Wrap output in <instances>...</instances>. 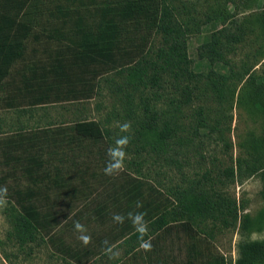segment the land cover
Here are the masks:
<instances>
[{"label":"rangeland","instance_id":"1","mask_svg":"<svg viewBox=\"0 0 264 264\" xmlns=\"http://www.w3.org/2000/svg\"><path fill=\"white\" fill-rule=\"evenodd\" d=\"M220 1L167 0L180 21L186 22L190 17L201 25V32L188 39L191 70L195 73L209 70L205 60L198 57V47L211 32L204 21ZM97 2L101 4L102 0ZM228 8L230 12L234 11L232 6L228 5ZM260 8L264 9V1L235 15V19L242 21ZM88 9L93 11V7ZM53 15L56 16L55 11ZM56 17L52 27L70 33L72 23L64 24L60 15ZM91 19L93 17L87 16V22L92 23ZM226 26L230 25L227 23ZM220 28L221 25L217 27ZM130 30L131 27L126 28L127 34ZM49 31L52 28L46 33ZM136 38L139 41L140 37ZM45 42L46 47L43 46ZM129 42L124 41V45L130 46ZM67 44L68 41L61 38L41 36L38 41L29 38L23 59L11 69L7 93L15 91L11 81L17 85L21 82L20 75L29 76L30 66L51 67V61ZM164 46L162 35L154 32L147 39L141 57L134 61L153 58L156 50ZM233 47L226 59L235 71L243 70L242 65H246L250 68L249 75L263 73L264 41L258 24H251L250 31ZM130 67L122 74L107 72L96 80L88 75V85L94 86L90 99H68L70 86L76 85L73 80L70 85L59 86L61 92L56 96L59 99L54 102L29 106L32 96L17 97L14 92L9 102L24 100V105L19 110L0 109V187H7L6 205L0 208V264H187L194 244L200 252L216 253L227 263H234L239 243L264 240V228L252 234L240 230L241 217L244 214L254 217L263 205L259 177L236 175L233 180L220 177L225 169L231 166L236 169V159L244 156L243 144L249 136H261L264 129V116L238 103V97L249 93L245 81L248 75L240 82L229 81L227 87L236 89L232 101H219L213 90L201 81L194 89L191 101L177 111L182 98L172 77H164L160 89L132 91L124 80ZM215 69L227 70L219 65ZM70 74V78H74L78 73L75 69ZM51 81L52 78L45 79L41 89L44 90L49 86L46 82ZM144 100L157 114L159 125L168 121L176 128L173 149L167 155L159 156L136 152L135 146L129 143L125 149L124 168L117 175H104L108 147L120 135H130L134 139V131L144 119ZM197 116L204 117L212 131L206 128L195 135ZM82 121L97 122L103 131L102 137L79 136L75 124ZM126 121L131 123V131L121 133L119 125ZM130 183L143 186L142 197L138 199L143 206L150 203L153 207L158 202L161 209L166 206L169 211L176 206L180 190L195 185L211 187L236 201L238 219L236 222L230 220L227 226L220 219H204L191 227L186 220L172 222L150 237L151 250L145 251L139 246L130 251L133 246L126 245L123 239H112L118 232L113 214L126 216L134 211H129L127 189ZM135 203L132 208L137 209ZM13 208L25 210L35 221L40 237L34 243L20 246L10 236ZM144 209L148 207L144 206ZM139 210L141 208L135 211ZM74 221L82 223L91 236L87 246L77 239L79 234L73 228ZM105 240L107 245L102 243ZM109 247L110 251L107 250ZM76 253L79 257L88 255L85 259L81 257L80 263Z\"/></svg>","mask_w":264,"mask_h":264},{"label":"trees","instance_id":"2","mask_svg":"<svg viewBox=\"0 0 264 264\" xmlns=\"http://www.w3.org/2000/svg\"><path fill=\"white\" fill-rule=\"evenodd\" d=\"M262 1L264 0H221L216 8L211 10L204 21L209 25L211 32L198 47V57L205 60L209 70L206 73H195L191 70L188 39L201 32V25L190 17L186 22L180 21L167 0H102L101 4H98L97 0H0V109L4 107L19 110V107L24 105V100L18 103L9 102L10 95L15 93L18 94L17 97L32 96L28 102L29 106L54 102L59 99L56 96L61 92L60 87L70 85L73 80L76 85L80 84L79 87L70 86L68 99H90L94 86L88 85V75L90 79L96 80L107 72L116 71L122 74L124 69L132 65L124 79L126 86L132 91L160 89L164 77L174 79L182 98L181 104H177V111L183 104L191 101L193 91L201 81L213 90L219 101H232L236 89L227 87L229 81L234 79L240 82L248 75V80L245 81L246 86H249V93L238 97V103L245 104L264 116V71L261 75H249L250 68L246 65H242L243 70L235 71L226 59L234 44L242 41L253 23L259 25L264 41L263 8L249 13L242 21L235 19V15L245 13V10L259 5ZM228 5L232 6L233 12H230ZM92 7L93 11H89L88 8ZM53 11L56 16L60 15L64 24L72 23L70 33H63L52 27L57 18ZM87 16L93 17L92 23L87 22ZM227 23L229 27L226 26ZM220 25L221 28L217 29ZM128 27H131L128 33L130 35L126 32ZM48 28H52V31L46 33ZM154 32L162 35L165 46L158 48L153 58L134 61L141 57L147 39ZM41 36L50 39L61 38L68 41V44L58 53V57L51 61V67L40 65L39 69L30 66L29 76L20 75V84L16 85L11 81L15 93H7L10 88L7 79L14 64L23 59L26 41L29 38L38 41ZM137 36L140 37L139 41ZM129 40L130 46L126 47L124 41ZM43 46L46 47L47 43ZM44 53L46 55V50ZM218 65L227 70L222 72L221 69H215ZM75 69L78 74L70 78V73ZM48 78H52L50 83L46 82L49 86L41 89L43 81ZM143 111L144 119L135 129L134 139L132 138L130 143L135 146L136 152L167 155L173 149L172 141L176 128L168 121L159 125L157 114L152 111L146 100L143 103ZM198 114L200 115V110ZM206 128L209 132L213 129L206 124L204 117L197 116L194 134L197 135ZM75 132L81 137L100 138L103 131L95 121H82L75 124ZM249 137L243 144L244 156L235 161L236 169L231 166L220 173L221 178L230 180L236 175H257L262 183L261 209L254 217L248 214L241 217L240 230L246 234L261 232L264 228V129L261 136ZM225 148L228 146L225 145ZM204 177L207 178L206 175ZM218 183L223 184V181ZM141 187L143 186L140 183H130L127 191L130 196L129 211L134 209L133 212L146 213L148 233L144 237L145 240H149L172 222L186 220L191 227L204 219H220L223 225L227 226L230 220L236 222L238 219L239 208L234 199L211 187L206 189V186L201 185L180 190L176 196V206L170 211L166 206L161 209L162 205L158 202L153 207L146 203L144 206L148 209L143 206L141 210L135 211L137 209L132 208V204L142 197ZM12 210L10 236L20 246L34 243L40 234L30 213L14 208ZM112 239H123L126 245L133 246L130 251L140 246L138 233L132 222L127 219L123 224H118V232L112 235ZM190 249L193 255L190 253L187 264H264V240L239 243L234 263H227L223 256L216 253L200 252L195 244ZM87 253L81 257L85 259ZM76 256L79 262L81 257L78 254Z\"/></svg>","mask_w":264,"mask_h":264},{"label":"clouds","instance_id":"3","mask_svg":"<svg viewBox=\"0 0 264 264\" xmlns=\"http://www.w3.org/2000/svg\"><path fill=\"white\" fill-rule=\"evenodd\" d=\"M121 133H129L131 131V123L124 122L119 125ZM131 141L130 135H120L116 138L114 144L109 146L106 151L107 162L104 166L103 173L106 176H113L119 174V172L124 168V162L127 156L125 151L126 147ZM6 195L7 187H0V208L6 205ZM137 209L142 208L143 205L140 201L135 203ZM145 212H129L126 216L120 213H114L112 220L116 224H123L125 220H130L135 231L138 233V240L140 242V247L145 251L151 250L150 240H145L144 237L148 233V222L145 220ZM74 230L79 234L77 239L85 246L91 243V236L87 234V229L79 221H74ZM107 245V240L102 242ZM110 251V247L107 249Z\"/></svg>","mask_w":264,"mask_h":264}]
</instances>
